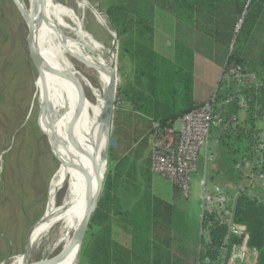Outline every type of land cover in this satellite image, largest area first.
I'll return each mask as SVG.
<instances>
[{"label": "trees", "instance_id": "obj_1", "mask_svg": "<svg viewBox=\"0 0 264 264\" xmlns=\"http://www.w3.org/2000/svg\"><path fill=\"white\" fill-rule=\"evenodd\" d=\"M223 1L108 0L102 7V12L107 16L119 41L121 68L128 71L129 75L128 80L120 87L118 97L123 105L115 111L113 127H122L129 135L130 128H133L131 133L134 134L141 133L144 126L149 131L146 135L142 132V145L139 146L141 142L137 144L134 151L130 146L123 153L110 148L108 164L112 168L110 167L103 194L91 219L80 254V264H173V232L197 241L200 228H207L209 223H212L208 227L209 236L199 241L197 260L201 264L207 259L211 264L223 262L221 258L227 237L225 225L217 224L214 216L209 215L207 221L200 220L197 223L194 233V229L191 231L190 227L179 224L177 209L155 206L152 192L140 189L133 183L136 170L134 158L141 159L142 153L146 151L154 123L170 128L179 115L183 116L197 108L181 111L180 103L175 101L174 115L164 119L152 117L151 103L154 97L160 105V100L170 94L178 78L173 68L171 72V67L163 69L166 63L161 65L160 58L154 53L151 19L155 6H158L172 13L179 26L186 24L202 30L228 48V61L213 103L215 109L230 124L212 131L216 159L215 173L211 177L213 182L226 180L228 183L221 186L230 192L246 184L247 172L242 167L253 163L256 137L261 124L264 126V66L247 58L244 49L264 9V0L250 1L247 14L240 21L238 29L237 19L232 23L222 21L224 17L221 14L226 9L222 6ZM236 11L237 6L233 12ZM232 25L233 28L236 25L234 36L231 35ZM186 53L188 60L185 62L188 61L187 70L191 73L193 53L189 49ZM236 68H242L244 74L254 75L255 82L237 91L234 84L227 85L224 78ZM230 95H237V98L224 104ZM239 97L247 102L244 113L239 107ZM145 163L149 170V164L147 161ZM238 167L241 169H237ZM201 168L204 169L203 166ZM260 172L264 174V164ZM257 194L261 197L260 201H252L246 196L238 198L236 221L248 229L247 245L252 263L264 264V190H258ZM230 242L242 243V240L230 238Z\"/></svg>", "mask_w": 264, "mask_h": 264}, {"label": "rangeland", "instance_id": "obj_2", "mask_svg": "<svg viewBox=\"0 0 264 264\" xmlns=\"http://www.w3.org/2000/svg\"><path fill=\"white\" fill-rule=\"evenodd\" d=\"M107 1L85 0L89 8H82L78 0H61L77 11L85 30L102 43L107 51H111L117 68V88H120L128 80L129 75L128 71H123L121 68L119 41L110 27L107 16L102 12V7ZM26 35L27 25L19 15L13 0H0V264H8L10 260L25 253L28 233L35 226L29 240L30 245L42 224L38 221L46 216L55 173L68 159L61 141L49 127L48 119L42 115L41 102L45 86L50 92V108L58 120L55 132L63 138L61 132L63 108L56 101L55 94L51 92L50 74L44 70V64L50 65L48 50L43 47V59L39 54L34 68L28 55ZM36 42L40 46L41 39L38 35ZM202 51V45L195 44L198 74L203 79L210 78L212 81L215 76L214 66L210 63L205 68L200 64L203 59ZM216 73L219 74V71ZM220 75L221 70L217 75L218 79ZM66 79L72 81L70 75ZM122 105L117 94L115 111ZM131 129L133 128L128 130L129 135L122 127H113L110 138L111 148L123 153L127 150V146H132L134 151L137 144L141 142L139 146L142 145L144 139L142 133H131ZM126 143L128 145H125ZM214 148L212 138L209 154L205 158L201 156L198 172L191 181L190 198L186 199L180 192L183 197L176 199L178 204L176 207L180 210L183 208L187 212H179V216L177 215L179 224L190 227L191 231L194 229V233L199 220L202 194L200 182L204 178L205 167L209 168L210 165L212 167L207 173L211 183L223 186L224 183H228L226 180H215V183L212 181L216 159ZM71 153L73 154V150ZM143 154L144 156L139 160L134 158L136 170L133 183L141 187L140 189L152 192L155 206L167 208L169 204L160 198L162 191L154 185V174L151 168L148 170L144 161L147 154L146 152ZM110 167L112 168V165L108 164L105 182ZM156 177L159 179L157 175ZM167 194L169 198L166 199L170 204H174L175 201L171 198L172 189ZM52 239L53 234L48 233L40 240L31 253V261L44 260L59 251L52 250V253L48 250Z\"/></svg>", "mask_w": 264, "mask_h": 264}, {"label": "bare ground", "instance_id": "obj_3", "mask_svg": "<svg viewBox=\"0 0 264 264\" xmlns=\"http://www.w3.org/2000/svg\"><path fill=\"white\" fill-rule=\"evenodd\" d=\"M19 1L30 12L33 0ZM78 1L82 8L88 7L85 0ZM45 3L46 19L37 17L36 38L38 35L41 39L40 46L38 42L37 46L42 59L44 46L49 53L50 65L44 64V70L49 72L50 90L63 108V138L55 132L58 120L50 108V101L44 97L42 115L48 119L49 127L61 141L68 159L55 173L46 216L40 221L42 224L29 245L30 255L48 233L53 234L48 248L50 252H60L67 247L85 215L109 143L107 118L101 122L99 118L106 104L112 73L116 74L117 69L111 51L85 30L74 8L61 0H46ZM68 75L71 82L66 79ZM79 93L85 96L83 107L80 106ZM76 256L74 250L57 264H77ZM24 261V255H20L8 264H22Z\"/></svg>", "mask_w": 264, "mask_h": 264}, {"label": "built area", "instance_id": "obj_4", "mask_svg": "<svg viewBox=\"0 0 264 264\" xmlns=\"http://www.w3.org/2000/svg\"><path fill=\"white\" fill-rule=\"evenodd\" d=\"M224 80L227 85L234 84L237 91L255 82V76L244 74L242 68H236L231 70ZM235 98L237 95H230L224 104L233 102ZM214 100L215 96L184 114L181 117L180 128L175 126L168 128L154 123L150 135L152 173L175 185L186 199L190 198L191 181L198 172L201 156L205 158L209 154L212 131L230 124L215 109ZM239 107L243 113L247 109V102L243 97H239ZM254 151L256 155L253 163H247L242 167L247 172L246 184L233 192L221 185L211 183L206 174L200 182L202 187L200 220L207 221L208 216L213 215L217 224L225 225L227 228L221 264H248L249 234L247 227L236 221L237 201L241 196H246L252 201L261 199L257 191L264 190V174L260 172L264 164V126L258 131ZM211 224L201 229L202 237L208 238V227ZM230 238L242 240V243H231ZM204 264H211V261L207 259Z\"/></svg>", "mask_w": 264, "mask_h": 264}, {"label": "crops", "instance_id": "obj_5", "mask_svg": "<svg viewBox=\"0 0 264 264\" xmlns=\"http://www.w3.org/2000/svg\"><path fill=\"white\" fill-rule=\"evenodd\" d=\"M250 1L251 0H224L222 6H224L226 9L221 14V16L224 17V20L222 21L232 23L235 21V19H237L238 29L239 23L243 19L244 13H247ZM236 6L237 11L234 13L233 11ZM231 8H233V11ZM151 22L153 23L154 29V53L160 58L161 65L164 64L163 62L166 63L163 65V69H168L169 67H171L170 72L174 69V74L178 76L177 80H175L171 88L170 94L166 95L164 99L160 100V105H158L154 97L151 103L152 117L164 119L166 117L174 115L176 111L175 101L180 103L181 111L199 107L204 103L210 101L216 95L219 83L222 79L223 71L228 61V48L217 43L212 39L211 36H209L202 30L189 27L186 24H181L179 26L176 17L172 13L164 10L161 7L155 6ZM235 28L236 25L234 28L233 25L231 26V31H233L231 32L232 36H234L233 34L236 31ZM195 44H201L203 48V51L201 52V56H203V59H201L200 64L205 68L206 65L210 63L214 66L215 72L213 71V73L215 74V76L212 81L210 80V78L203 79L202 76L198 74L197 59L195 57ZM188 49L191 51V53H193L191 73L187 70L188 61L185 62L186 60H188V53H186ZM244 54L247 58L254 60L264 66V9L260 14L258 23L254 28L248 43L245 46ZM127 67L130 69L129 64H127ZM220 70L221 75L218 79L217 77L219 76L217 75L220 74ZM216 71H219V74L216 73ZM177 93L178 98L176 99ZM127 108L130 107L127 106ZM241 116H244V114L241 113ZM181 117L182 114L179 115L178 119L173 123V126H175L176 128H180L181 126ZM261 127H263V124H261ZM142 128L143 130H141V133L143 132L146 135L149 130H147L145 126ZM142 128L140 127V129ZM130 149H133V147L130 146ZM145 152L147 156L144 159L149 164V168H151L152 147L150 142V135L148 139V147L146 148ZM142 156H144L143 153ZM211 169V165L209 168L208 166L205 167V174L207 175L208 170L211 171ZM153 176L154 185L158 186L159 190L162 191L160 193V198L168 202L170 207L176 209V206L178 205L176 203V199H180L183 197L180 193V190L165 178L158 176L159 179H157L156 175ZM171 189L173 193L171 198L172 200L174 199V204H170L166 199L169 198L167 192H170ZM177 209L181 213L186 212L183 208H181V210L179 208ZM198 222H200V214ZM201 229L202 228H200L199 230L197 241H194L191 238H187L179 232H173L172 237L174 239V242L172 243L171 247L172 254L174 255L173 264H201L197 260L198 250L200 246L199 241L203 238L201 235ZM248 264H253L250 257L248 260Z\"/></svg>", "mask_w": 264, "mask_h": 264}, {"label": "water", "instance_id": "obj_6", "mask_svg": "<svg viewBox=\"0 0 264 264\" xmlns=\"http://www.w3.org/2000/svg\"><path fill=\"white\" fill-rule=\"evenodd\" d=\"M45 2L46 0H33L31 10L30 12H28L22 7L19 0H13V3L19 15L21 16L22 20L27 25L26 40H27V46H28V55H29V59L32 65L34 66V68L37 65V60L40 54L39 48L36 42L37 17L39 15L46 19V11H45L46 3ZM246 14L247 13H244L243 19L245 18ZM115 44H116V41H115ZM233 48H234V44L232 46V51H233ZM34 86L36 89V82H34ZM120 90H121L120 88H117V75L115 74V72H113L111 76L110 84H109L108 93L106 96V104L104 106L102 115L99 118L100 122L104 118H107L106 132H107V137L109 138V143L107 144L104 154H103V167H102V170H99V173H98L96 189L90 195V198L88 200V207L86 209L85 215L80 225L76 229L70 244L52 257H48L44 260H39V261H31V255L29 253V240L34 230V227H35L34 226L28 233V236L26 239V249H25V253L23 254L25 257V261L22 264H30V263L32 264H57L59 262H62L64 259H66L74 250L77 251L76 261L78 264L79 259H80L81 250H82V247H83V244H84V241H85L88 229H89L91 219L98 207L99 201L101 199V196L104 190L105 177L107 173V167L109 163V154H110V148H111L110 138H111L114 118H115V101H116V95L119 94ZM43 97L46 100H50L49 88L45 86L43 87ZM79 102H80V106L83 107L85 103V96L81 93H79ZM42 219L43 217L38 222H40Z\"/></svg>", "mask_w": 264, "mask_h": 264}]
</instances>
